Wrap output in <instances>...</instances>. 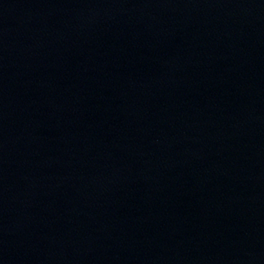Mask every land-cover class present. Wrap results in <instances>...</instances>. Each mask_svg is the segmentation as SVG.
Instances as JSON below:
<instances>
[{"label":"water","instance_id":"obj_1","mask_svg":"<svg viewBox=\"0 0 264 264\" xmlns=\"http://www.w3.org/2000/svg\"><path fill=\"white\" fill-rule=\"evenodd\" d=\"M0 264H264V0H0Z\"/></svg>","mask_w":264,"mask_h":264}]
</instances>
